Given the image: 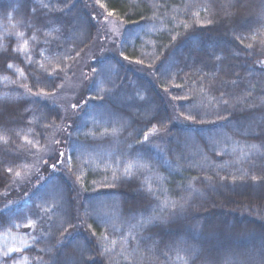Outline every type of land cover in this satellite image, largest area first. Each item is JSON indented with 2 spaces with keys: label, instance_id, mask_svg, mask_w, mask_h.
Listing matches in <instances>:
<instances>
[{
  "label": "trees",
  "instance_id": "1",
  "mask_svg": "<svg viewBox=\"0 0 264 264\" xmlns=\"http://www.w3.org/2000/svg\"><path fill=\"white\" fill-rule=\"evenodd\" d=\"M101 15L117 52L63 109ZM262 260L264 0H0V264Z\"/></svg>",
  "mask_w": 264,
  "mask_h": 264
},
{
  "label": "rangeland",
  "instance_id": "2",
  "mask_svg": "<svg viewBox=\"0 0 264 264\" xmlns=\"http://www.w3.org/2000/svg\"><path fill=\"white\" fill-rule=\"evenodd\" d=\"M100 20V33L95 37L94 43L88 48L84 60L74 70V73L66 78L64 88L51 96L63 109L72 111L76 108V103L84 87L83 83L88 78V61L96 56L117 52L118 40L123 28L122 23L112 15H101ZM132 64L135 65L134 63ZM139 70L142 71V69ZM54 145L52 142L35 148L33 154L30 155L32 157L31 166L26 171L17 174L14 186L7 192L8 201H6L5 205L11 204L15 200V195H19L26 189L28 182L39 168L43 167L48 157L60 152V145L57 144L56 150Z\"/></svg>",
  "mask_w": 264,
  "mask_h": 264
},
{
  "label": "snow or ice",
  "instance_id": "3",
  "mask_svg": "<svg viewBox=\"0 0 264 264\" xmlns=\"http://www.w3.org/2000/svg\"><path fill=\"white\" fill-rule=\"evenodd\" d=\"M53 167H55V165H53ZM253 179H255V177H253ZM261 264H264V260L261 261Z\"/></svg>",
  "mask_w": 264,
  "mask_h": 264
}]
</instances>
